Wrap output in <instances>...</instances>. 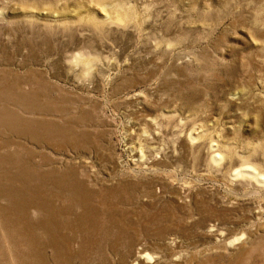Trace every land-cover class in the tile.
Listing matches in <instances>:
<instances>
[{
  "label": "rangeland",
  "instance_id": "rangeland-1",
  "mask_svg": "<svg viewBox=\"0 0 264 264\" xmlns=\"http://www.w3.org/2000/svg\"><path fill=\"white\" fill-rule=\"evenodd\" d=\"M0 264H264V0H0Z\"/></svg>",
  "mask_w": 264,
  "mask_h": 264
},
{
  "label": "bare ground",
  "instance_id": "bare-ground-1",
  "mask_svg": "<svg viewBox=\"0 0 264 264\" xmlns=\"http://www.w3.org/2000/svg\"><path fill=\"white\" fill-rule=\"evenodd\" d=\"M146 141H147V140H146ZM214 153H215V152H214ZM140 158H141V157H140ZM239 173H240V174H241V173H245V171L242 169V170H240ZM240 174H239V175H240ZM138 257L140 258V255H139ZM139 258H138V259H139ZM143 259H144V257H143ZM140 261H141V260H140Z\"/></svg>",
  "mask_w": 264,
  "mask_h": 264
}]
</instances>
